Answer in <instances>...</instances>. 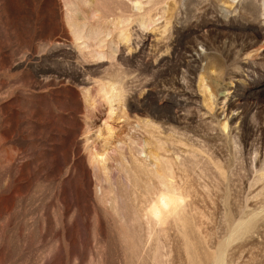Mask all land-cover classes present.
Here are the masks:
<instances>
[{
    "label": "rangeland",
    "instance_id": "1",
    "mask_svg": "<svg viewBox=\"0 0 264 264\" xmlns=\"http://www.w3.org/2000/svg\"><path fill=\"white\" fill-rule=\"evenodd\" d=\"M0 264H264V0H0Z\"/></svg>",
    "mask_w": 264,
    "mask_h": 264
},
{
    "label": "bare ground",
    "instance_id": "2",
    "mask_svg": "<svg viewBox=\"0 0 264 264\" xmlns=\"http://www.w3.org/2000/svg\"><path fill=\"white\" fill-rule=\"evenodd\" d=\"M139 9V8H138ZM99 56H101V54L99 55ZM115 86H116V84H115ZM116 87H118V86H116ZM116 89L117 88H115L114 87V84L112 85V83H111V85H109V87H108V91H107V93H108V95H107V97H106V99H107V103L109 104V106L111 107L112 106V104H113V102L114 101H116V98H118L119 96H120V94L116 91ZM118 89H119V87H118ZM120 91H121V89H120ZM122 93V92H121ZM118 100V99H117ZM112 109V108H111ZM153 134V133H152ZM153 136V135H152ZM159 140V139H158ZM160 145V144H159ZM161 146V145H160ZM160 146H159V148H160ZM141 152H142V150H141ZM98 153V152H97ZM96 153V154H97ZM103 153V152H102ZM95 154V155H96ZM99 155H100V153H98ZM94 155V156H95ZM156 155H158V154H156ZM92 156H93V154H92ZM92 156H91V158L90 159H92ZM151 156H154V155H151ZM159 156V155H158ZM173 156V155H172ZM97 157V155L95 156V160L96 161H101V160H99L98 158H96ZM150 157V156H149ZM163 157V156H162ZM108 158V157H107ZM146 158H147V155H146ZM145 158V159H146ZM151 158V157H150ZM177 158V157H176ZM103 159L104 158H102V163L104 164V161L106 160V159H104V161H103ZM145 159L143 160V161H145ZM155 159V158H154ZM164 159V158H163ZM166 159H168L167 157H166ZM165 159V160H166ZM180 159V158H179ZM134 160H136V159H134ZM172 160V159H171ZM170 160V161H171ZM156 161H157V158H156ZM158 161H159V159H158ZM162 161V160H161ZM170 161H168V160H166V162H161L162 164H164V167H162L161 168V171L162 170H165V169H167L169 172H167V170L165 171L166 172V174H162V177H163V179L162 180H160V178H159V180H158V182H159V184H161L162 185V188H160V189H158V192L156 193V195H155V197L156 196H158L159 194H163V193H166L167 195H168V204H169V207H170V211H167V212H162L161 214H160V216L158 217V218H147V221H149V223H150V227H152L153 228V226H163V224H164V222L165 221H167V220H170V219H172L173 217H174V215L175 214H178V210H177V202L179 203L180 202V200H181V195L176 191V189H175V186H174V184L172 183V182H169L168 181V178L170 179V180H172V178H173V176L175 175V173H174V175L172 176V173H173V170H172V173L170 172V170H169V168L171 169V167L169 166V165H171L170 164ZM182 162V161H181ZM101 163V164H102ZM143 163H146V161L145 162H143ZM150 163H153V162H150ZM159 163V162H158ZM157 162H156V164H157V168H158V170H157V173H159L158 175H161V172H158L159 171V166H161L160 164H158ZM172 163V162H171ZM91 164H92V161H91ZM94 164H95V162H94ZM97 164V163H96ZM149 163H147L146 165H148ZM93 165V164H92ZM173 165V164H172ZM171 165V166H172ZM95 167H96V165H94ZM117 166H118V164H117ZM138 166V165H137ZM136 166V168L138 169V170H146L145 169V167H148V166H143V164H142V166L144 167H142V166H139V167H137ZM153 166V165H152ZM105 167V166H104ZM125 167V166H124ZM141 167V168H140ZM156 167V166H155ZM106 168V167H105ZM143 168V169H142ZM164 168V169H163ZM106 169H108V168H106ZM105 169V170H106ZM125 170L126 169H128V168H124ZM111 170V169H110ZM123 170V169H122ZM121 170V171H122ZM129 170V169H128ZM128 170H126V171H128ZM133 170V169H132ZM155 170V169H154ZM107 171V170H106ZM131 171V170H130ZM149 172L151 171L150 169L148 170ZM147 170H146V172L147 173H149ZM124 172V171H123ZM133 172H135V170H133ZM136 172H138V171H136ZM109 173V172H108ZM163 173H164V171H163ZM228 173V172H227ZM124 174H127V173H124ZM129 174V173H128ZM150 174V173H149ZM153 174V173H152ZM151 174V175H152ZM155 174V173H154ZM154 174H153V176H154ZM107 176V175H106ZM157 176V175H156ZM155 176V177H156ZM110 177V176H109ZM125 177H126V175H125ZM128 177V176H127ZM130 177V176H129ZM157 177H159V176H157ZM106 178V177H105ZM127 180H129V179H127ZM131 180V179H130ZM174 181V180H173ZM175 183V182H174ZM176 184V183H175ZM154 197V198H155ZM181 204L182 203H180V205L179 206H181ZM118 205V204H117ZM116 210L118 211V209H117V207H116ZM141 215V214H140ZM133 216V215H132ZM136 218H139V217H136ZM142 219V218H141ZM139 221H140V219H138ZM143 220V219H142ZM181 220H182V218H181ZM142 222H144V221H142ZM185 222V221H184ZM183 222V223H184ZM182 223V222H181ZM182 223V224H183ZM148 225V224H147ZM149 229V228H148ZM151 230V229H150ZM150 230H148V231H150ZM247 230V229H246Z\"/></svg>",
    "mask_w": 264,
    "mask_h": 264
},
{
    "label": "clouds",
    "instance_id": "3",
    "mask_svg": "<svg viewBox=\"0 0 264 264\" xmlns=\"http://www.w3.org/2000/svg\"><path fill=\"white\" fill-rule=\"evenodd\" d=\"M170 211L168 195L166 193L156 196L144 209L146 218H158L162 212Z\"/></svg>",
    "mask_w": 264,
    "mask_h": 264
}]
</instances>
